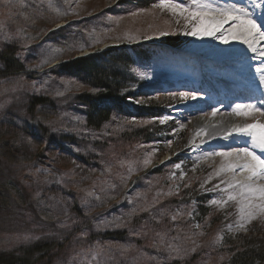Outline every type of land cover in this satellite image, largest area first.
Segmentation results:
<instances>
[{"label":"rangeland","instance_id":"rangeland-1","mask_svg":"<svg viewBox=\"0 0 264 264\" xmlns=\"http://www.w3.org/2000/svg\"><path fill=\"white\" fill-rule=\"evenodd\" d=\"M130 2L24 0L27 7L19 8L16 0L11 5H7L6 0H0V51L6 44L14 45L18 49V57L27 70L32 72L28 79L17 77L0 80V105H3L0 107V252H11L34 241L40 235V221L65 220L60 207H48L49 204H54L48 197L61 200L69 214L76 205L82 213L89 216L103 213L94 221L96 231V224L105 219L109 222L117 220L122 226L102 228L99 231L129 227L134 217L145 215L143 223L131 231L135 240L127 244L111 242L113 251L110 255L100 256L93 262L90 255L83 254L86 245L75 250L77 254L70 263L64 259L57 264H164L167 259H185L193 254L198 256L195 259L198 264H214L216 261L220 264L219 258H229L231 249L237 245L235 243H241L239 235L244 234L255 240L264 238V217L253 220L246 229H239L236 202L230 201L223 208L210 203L212 199L222 196V193L214 189V185L225 177H213L209 182L205 181L223 163L222 158L217 156L213 159H197L202 153L199 150L192 152L190 149L193 139L197 144L201 139L195 135V122L212 119L210 115H198L196 110H184L181 114L175 108L172 112L176 113L178 120L185 121L191 114L190 122H185L182 128L176 120L163 124L154 122L159 123L163 129L173 127V130H178L174 135L172 130L169 138L163 136L162 140L147 142L145 136H136L135 133L138 128L153 125V122L130 124L126 119L114 116L117 119L112 118L103 131L87 132L83 130L79 119L43 108L38 118L44 124L51 126L54 131L58 129L60 132L74 134L80 144L76 147L64 143L63 148L53 143L46 144L38 128L32 122L24 120L22 107L25 94L54 92L56 95V92L64 91L68 80H61V88L49 76L62 63L84 58L89 52L94 54L113 47H125L128 50L147 45L155 47L150 61L139 65L153 77L151 81L139 80L141 84L136 88V91L139 89L138 92H141V97L138 98H144L143 104L175 101L178 98L174 100L164 94L153 99L146 97L153 93L197 88L195 83L213 90L210 84L202 81L201 76L194 74L200 68L205 72L211 71L210 79L221 77L220 74H215L219 73L218 66L209 61L211 53H203L193 47L194 41L188 37L168 36L146 40V36L169 27L166 21L171 22L172 18L159 9L151 10V14L131 16L128 13L132 10L144 7ZM65 12L68 14L64 15ZM121 16L123 19H116ZM171 26L175 27V24L172 23ZM62 29L65 31L60 32ZM128 35L135 37V40L130 41ZM6 36L11 39L6 40ZM168 38L185 42L182 52L170 50ZM73 46H83L86 51H70ZM197 53H202L200 60L196 58ZM49 59L52 63L44 65L43 61ZM229 60L230 64L237 61L233 57ZM20 78H23L25 88L13 92L14 81ZM34 81L41 87L39 93L31 88ZM185 83L187 87H183ZM232 86H239L238 81L229 77L218 85L221 91L226 92ZM86 90L82 85L73 84L71 91L65 95ZM65 95L56 97L65 98ZM210 100L214 98L211 97ZM208 101L206 97L199 107H210L213 103ZM215 118H235L246 124L254 122L252 118L234 115L217 114ZM257 119L264 123V117ZM166 141H172L171 145L164 143ZM146 158H150L151 163L144 167L142 161ZM180 162L181 169L172 167ZM129 165L137 170L125 182L121 178L128 175ZM36 168L51 170L48 179L52 183L42 185L44 191L40 200L45 202L43 204L35 198L37 185L34 178L28 175L30 170L34 171ZM181 172L184 173L182 180L179 178ZM40 179H44L43 173L40 174ZM201 184L204 186L201 187ZM194 187L196 193L201 192V195L209 198L207 206L211 211L208 218L202 221L197 219L198 205L195 197L192 199L189 196ZM169 191L172 195H167ZM88 192L100 196V200L87 197L92 205L90 210L82 207V198ZM129 197L132 203L128 202ZM109 208L113 210L106 212ZM133 208H137L135 213L131 212ZM144 208H148V211H143ZM178 209L181 214L173 220L172 216ZM218 216L221 218H215ZM256 230H261L262 236L257 237ZM25 233H30L32 238L27 241L19 239ZM158 233L164 236V243H161ZM100 242L106 245L109 243ZM169 243L180 249L178 255L169 251ZM65 251L68 250L63 252Z\"/></svg>","mask_w":264,"mask_h":264},{"label":"snow or ice","instance_id":"snow-or-ice-1","mask_svg":"<svg viewBox=\"0 0 264 264\" xmlns=\"http://www.w3.org/2000/svg\"><path fill=\"white\" fill-rule=\"evenodd\" d=\"M12 2L13 0H6L7 5H11ZM16 5L19 8L27 7L24 0H16ZM49 6L51 7V5ZM153 9L167 12L172 19L171 22L166 21V23H169V27L159 29L153 35L146 36V40L162 39L168 36H183L198 41L212 40L222 45H233L231 54L239 56L241 68L246 72H254V76L249 81V88L246 94L238 95L234 93V99H229L227 102L223 99L217 100L208 108L199 107L200 102L205 101L207 97V93L203 89L174 90L164 93H153L146 97L147 99H153L160 94H164L174 100L178 98L179 102L185 105H188L189 102H195L192 106L196 109L198 115H210L215 118L217 114H221L254 119L253 123L243 125L223 127V122H221L220 124H213L212 130L201 128L195 134L201 138L200 143L197 144L195 139H193L190 144L192 152L199 150L202 153V155H198L197 159H213L217 156L222 158L223 163L205 181L207 183L213 177H225L214 185V189L222 193V196L219 199H212L210 203L223 208L230 201L236 202L239 212L237 227L246 229L247 225L253 220L264 217V123L257 119V117H264V43H262L264 42V0H245L243 4H238L236 0H155L150 8L134 9L128 14L131 16L151 14ZM57 14L59 15L60 13L57 12ZM63 14L67 15L68 13L65 12ZM116 19H123V17H116ZM172 23L175 24V27L171 26ZM127 38L130 41L135 40V37L131 35H128ZM5 39L10 40L11 37L6 36ZM236 44L245 46V49L237 48ZM69 50L80 51L81 53L86 51L83 46L79 48L73 46ZM51 63V59L43 61L44 65ZM136 67L138 80L151 81L153 79L152 75L148 71L143 70L141 66L137 65ZM51 75L50 73L49 76ZM22 81L23 78L14 81L13 92L25 88ZM73 84L74 79H69L65 83L64 91H58L56 95L64 96L66 92L71 91ZM31 88L36 93L41 91V87L35 81L32 83ZM92 91L97 90L93 89ZM207 98L211 99V97ZM128 99L130 102L140 104L144 98L129 97ZM0 107H3V105H0ZM76 119H79V117ZM113 119H117V117H113ZM190 119L191 114L185 118V121H181L177 119V116L169 113L148 118L147 121L143 118L131 117L127 118L126 122L137 124L158 121L163 124L170 120H176L178 126L182 128L185 126V122H190ZM177 130L174 129L172 134L174 135ZM234 135L235 137L247 138V142L243 146H231L226 150L211 147L203 149L201 147L206 143L210 145L211 141L216 140L218 137L223 141H229ZM164 143L170 146L172 141ZM150 163V158L142 161L144 167H147ZM172 167L181 169L182 162L175 163ZM136 170L132 165H129L128 175L121 179L126 182ZM193 170L195 169L193 168ZM41 173L44 175L43 180L40 179ZM28 175L34 178V183L37 185L35 198L39 203H45L40 200V196L44 191L42 185H50L52 183L48 179V176L51 175V170L36 168L34 171L30 170ZM183 176L184 173L181 172L179 178L182 180ZM203 186L204 184H201V187ZM110 187H113V185H110ZM178 190L179 186H177L176 191L178 192ZM167 195H172V192L169 191ZM87 197L100 200L99 195L88 192L86 197L82 198V207L89 210L92 205L89 204ZM48 199L54 201V204H49L48 207L56 206L62 209V214L66 219L61 222V227L70 230L71 224L76 223V221L71 220V223H69L71 218L63 202L56 200L55 197H48ZM128 202L132 203L131 197H129ZM142 210L148 211V208ZM136 211L137 208L131 210L132 213ZM180 214L178 209L172 219L175 220ZM121 226L117 220L109 222L105 219L96 224V229L99 231L102 228ZM136 234L139 235V233ZM82 235L86 236L87 233H82ZM158 235H160L161 243H164V236L159 233ZM31 238L32 235L30 233L21 234L19 237V239L24 241ZM80 239L81 237H76V241H80ZM73 247L75 248L76 245L74 244ZM168 249L177 255L180 251L179 248L171 243H169ZM112 251L111 242L106 245L96 241L94 244L87 245L83 254L90 255L92 261L96 262L98 257L108 256Z\"/></svg>","mask_w":264,"mask_h":264},{"label":"trees","instance_id":"trees-1","mask_svg":"<svg viewBox=\"0 0 264 264\" xmlns=\"http://www.w3.org/2000/svg\"><path fill=\"white\" fill-rule=\"evenodd\" d=\"M128 1L144 8L155 2V0ZM63 31L65 29L60 32ZM54 35L57 34L54 33ZM177 40L168 38L167 43L171 48H181L185 45V42ZM153 50H155V47L148 45L140 48L136 47L132 50L125 47H113L98 51L85 58L62 63L58 70H54L55 73H51L52 80L62 88L61 80L74 79V85L84 86L87 88L86 92L70 93L65 95V98L56 97L54 92L39 95L27 93L22 107L24 120L32 122L38 128L41 138L46 144L53 143L63 148L64 143L76 147L80 144L74 134L54 131L51 126L44 124L38 118L39 112L43 111V108L60 114H68L70 117H79L84 131L96 133L103 131L114 116L126 120L131 117L148 120L151 117L165 115L167 107L178 103L179 100L135 104L128 99L129 97H141V92H138L139 89L136 91V88L141 84L137 77L136 66L150 61ZM31 75L32 72L27 70L18 57V49L14 45H4L0 51V80L17 77L28 79L27 77ZM93 89L97 91H92ZM162 129L159 123H154L138 128L135 135L145 136L147 142L162 140L163 136L168 137L172 133L173 127ZM129 132L127 131V133ZM195 189L196 187L189 196L192 199L195 197L198 205L197 219L202 221L208 218L211 211V208L207 206L209 198L201 195V192L196 193ZM112 210L113 208H109L105 211L110 212ZM101 214L103 213H96L92 216L86 215L76 205L72 213L69 214L71 218L69 223H71V220H75L79 224H71L70 230L61 227L63 220L57 222L40 221L41 224L38 227L40 235L34 241L22 245L14 251L0 252V264H57L64 259V261L70 263L77 254L75 250L96 241L131 243L135 240L131 231L138 228L145 219L144 214L138 215L134 217L129 227L96 231L94 230V221ZM215 218L220 219L221 216ZM82 233H87V235L83 236ZM78 236L81 237L80 241H76ZM256 236H262L261 230H256ZM239 238L242 241H240V244L235 243L237 245L231 249L229 258L221 259L218 256L221 260L220 264H262L264 262V238L255 240L244 234L239 235ZM74 244L76 245L75 248L73 247ZM66 249L68 251L63 252ZM193 255L185 259H167L164 264H198V262H195L198 257L197 254ZM218 263L219 261H216L214 264Z\"/></svg>","mask_w":264,"mask_h":264},{"label":"bare ground","instance_id":"bare-ground-1","mask_svg":"<svg viewBox=\"0 0 264 264\" xmlns=\"http://www.w3.org/2000/svg\"><path fill=\"white\" fill-rule=\"evenodd\" d=\"M236 2L238 4H243L245 2V0H236ZM192 41H194L193 47L198 48L200 51H203V53H205V52L211 53V58H210L211 61L218 66V72L219 73H215V74H217V75L220 74L221 77L218 76V78H216V79L214 77L211 79L209 78V74H211V71L205 72V71L199 69L196 73H194L195 75L201 76V79L204 83L211 85L215 95L221 94V91H220L218 85L222 81L228 80V77L233 78L236 81L242 80L241 83L244 85V87H241V85H239V91L235 90L234 91L235 94H240V93H242V95L246 94V92L249 88V81L251 80L252 76H254V72H251V71L246 72L241 68L239 56L231 54V50L233 48V45H222V44H219V42L212 41V40L198 41V40L192 39ZM262 43H264V42H262ZM235 46L237 48H240L241 50L245 49V46H243V45L236 44ZM200 54L201 55H199L198 53L196 54V58L198 60H200V58L202 56V53H200ZM245 54L248 55L247 52H245ZM232 57L235 60H237L234 62V64H230L229 59ZM200 65H202V64H200ZM186 85H187V83H185V86ZM221 122H223V127H228L231 125L246 124V123L238 122L235 118H231L230 120L229 119L228 120L227 119L221 120V119H217V118H212V119L203 120V121L197 120L195 122V125H194L195 126V133L197 131H199L201 128H208L209 130H212L213 124H220ZM246 142H247V138L235 137V135H234L232 138H230L229 141H223L222 139H220L218 137L216 140L211 141L210 145L206 143V144H203L201 147L203 149H208L209 147H211V148L222 147L223 149L226 150L228 147H231V146H243Z\"/></svg>","mask_w":264,"mask_h":264}]
</instances>
